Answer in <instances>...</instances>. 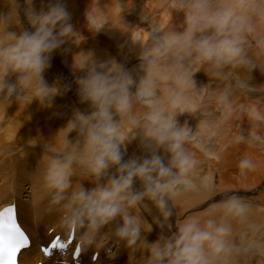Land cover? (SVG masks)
Returning a JSON list of instances; mask_svg holds the SVG:
<instances>
[{"label":"clouds","instance_id":"obj_1","mask_svg":"<svg viewBox=\"0 0 264 264\" xmlns=\"http://www.w3.org/2000/svg\"><path fill=\"white\" fill-rule=\"evenodd\" d=\"M26 4L25 16L34 31L22 29L17 34L7 29L0 34V100L23 99V87L31 81L36 97L33 100L51 107L60 89L47 86L42 74L50 66L51 54L67 38L80 35L69 22L61 0H52L46 11H36L33 0H26ZM174 4L177 11L184 13L182 32H164L158 27L155 31L163 34L154 37L150 31V44L133 41L144 49L140 65L144 75L136 83L135 93L130 91L135 83L132 74L115 59L97 63L89 53L83 54L87 61L77 63V55L74 57V69L86 72L76 84L79 100L90 106V112L74 111L58 132L66 133L60 148L45 142L52 155L47 159L43 180L53 194L52 203L62 207L63 226L81 230L82 251L101 247L102 230L119 218L113 235L125 247L142 242L148 253L147 264H233L232 256L238 249L233 243L231 221L244 223L253 211L244 198L227 195L212 206L207 218L189 217L171 230L177 196L187 191H212L208 177L197 183L199 161L185 148L199 136L200 122L193 133L187 123L178 126L177 117L194 114L199 107L185 95L188 89L197 94L213 93L226 121L234 111V87L249 94L264 88L251 89L247 86L249 79L240 78L241 71L251 73L256 68L248 58L246 45L256 31L254 20L264 24V0H174ZM6 19L0 16V23ZM105 25L102 23L96 32ZM162 60L167 63L162 65ZM201 71L210 81L221 79L228 83L219 90L205 85L197 91L193 77ZM10 75H16L15 83H9ZM168 81L175 84L176 90L162 96L160 84ZM137 102L148 109L143 123L130 117ZM240 107L252 127L247 136L238 134L236 142L264 143V135L257 130V125L264 123V111L254 103ZM126 126L133 130L125 132ZM136 130L142 134V146L152 154L145 159L123 161L121 149L126 150V144L136 139ZM72 132L77 133L75 142L68 140ZM159 149L168 156L166 164L157 154ZM206 155L218 158L210 150ZM74 166L85 169L83 181L94 187L86 189L82 182L73 183ZM253 167L248 159L240 161L242 172ZM112 168L116 169L114 174H110ZM136 181L141 184L140 190L133 187ZM146 201L156 212L152 223L136 212L141 207L151 212ZM152 224L161 234L149 244L144 234L153 230Z\"/></svg>","mask_w":264,"mask_h":264},{"label":"rangeland","instance_id":"obj_2","mask_svg":"<svg viewBox=\"0 0 264 264\" xmlns=\"http://www.w3.org/2000/svg\"><path fill=\"white\" fill-rule=\"evenodd\" d=\"M50 1L52 2V0H33L32 7L36 11H40L41 9L46 11L51 3ZM117 1L118 0H110V2L114 5ZM61 3L69 13V22L72 24L74 31L80 35L75 36L74 38H67L60 48L51 54L50 66L42 74L43 80L47 86L59 87L61 94L55 96L52 99L51 107H43L39 101L33 100L36 98L35 89L34 83L30 81L23 87V99L16 100V98L13 97L11 102L7 100H0V187L2 185H11L8 188L10 189V192L5 193L2 196V201L9 200L11 195L12 199L17 201L21 200L23 202L26 201L25 203H27V205L28 202L30 203L31 201V203H33L31 212L35 217H41L46 214L50 215L52 209H49L48 202L49 198L52 199V197H50L52 195L46 194V192L43 194L40 202L43 203L45 201V205L39 204L37 201L31 198V189H27L28 186L23 183V180H20L21 178L18 179V177H20L18 174V164H20V162L22 163V161L25 163V159L32 161L33 159L39 158V162H35L34 165L38 164L40 166L39 170L43 175L46 168L47 159L50 155H52V153L43 147L34 145H23V147L16 149V146H14L15 144L13 145L8 142V138L11 136L9 131H20L21 133L26 131H48V126L52 123V121H54V123L57 122V118L59 117L58 119H60L61 114H68V117L70 118L67 119H71L74 111L76 110L84 113L90 112V106L87 103L82 104L79 100L78 86L72 74L73 72L79 73L80 77L86 75V72L77 71L73 67L74 57L76 55L77 63H84L87 61L88 57L84 55L89 53L101 54L102 58L100 63L110 59H115L118 64L123 66L125 71H128L132 74L135 83L130 91L135 93L136 83H138L139 79L142 77V75H144L140 67V65L143 63L141 60V55L144 49L141 47L139 42L133 41L140 40L150 44V41H148V33L150 31L153 32L154 37H159L163 34L162 32L155 31V29L158 27L164 32H170L173 30L182 32L183 22L185 19L184 13L176 10L174 0H123L124 4L122 8H124L126 11L124 16L113 19V22L109 25L112 28L111 31L102 32L100 30L99 32H96L98 28H96L90 19L92 16L91 12L93 11L92 0H61ZM45 4H47V6ZM27 7L28 5L26 4V0H0V16L7 18L6 22L0 23V34H2L7 29L10 32H16L17 34L22 29L29 32L34 31L25 16V9ZM105 10L109 9H106L105 7ZM110 15H112L111 18L116 15L118 16V14H113V12H111ZM254 22L256 23V31L251 36H249L248 44L246 45V51L248 58L252 64L256 66V68H254L251 73L241 71L240 78L249 79L247 85L249 88L259 89L261 86H264V24H261L255 20ZM65 54L67 55L70 64L63 62L62 56L64 57ZM166 63V60L161 61L162 65H165ZM16 79V75H10L8 77L9 83H15ZM193 79L195 81L197 91H199L200 88L205 85H210L211 88L219 90L222 89L226 83H228L227 81L221 79H213L210 81L209 77H207L203 71L196 73ZM233 83L235 84V74H233ZM174 90H176V86L172 81L160 84V94L162 96H166ZM157 95H159V93H157ZM185 95L192 99L197 105H199L197 108L198 114L196 113L195 119L198 120L200 116L202 117H200L195 127L199 124V122L201 123L200 126L202 127V131L204 133L199 135L210 138L208 145L215 150V155L218 157H204V154H202L196 148V146L192 144L193 141L185 144L186 150L193 153L197 160H200L198 167L199 170H197L195 177L197 183H199L200 178L208 175L211 179L210 182L212 187L214 186L213 188L215 189H217L219 186H222L223 191L225 190V192L231 193L236 191L239 193L238 196L240 197H245L246 191L252 190L255 199H260L264 202V143H237L235 140V137L240 133H243L245 136H247L250 127H252L249 120L241 111L240 106L243 105L247 107L250 103H254L262 111H264V88H261L260 91H252L249 94L244 90L234 87V96L232 95L234 111L232 116L226 121H224L221 117L223 109L222 106L216 102L213 93L210 92L208 94L198 95L194 89H188L185 91ZM200 97L201 99H198ZM206 97L207 99H205ZM59 108L60 110H58ZM41 109H46V111H44V113H40ZM60 111L62 112L60 113ZM147 111L148 109L143 103H134L130 117L140 121V123H143V117ZM201 111L204 112L202 113ZM57 114L60 115L58 116ZM177 121L178 126L184 125L185 123L188 125L191 122V118L188 116V113H184L177 117ZM205 123H208L211 126L207 128L204 126ZM127 129L130 131L133 130L131 126H127ZM257 130L261 133V135H264V123H259L257 125ZM138 131L140 130H136V132ZM197 139V142H199V137H197ZM163 157H166L164 162L167 163V154ZM242 159L250 160L254 167L242 172L239 168V164ZM203 162H205L209 168ZM29 163L27 165L32 166V163ZM110 174L113 173L110 172ZM75 175L72 178L73 183L76 182L77 178L85 176L83 173H75ZM198 192L199 191H192V194H197ZM23 202L21 205L24 209L26 208V204ZM263 204L260 207V210L256 207V209L259 211L253 209L254 213H256L251 219V224H244L243 226L241 223L235 220L231 221L233 226V243L238 249V251L235 252L236 254H233L232 256L233 263H239L241 261L245 264H264V261H261V259L264 260V247H262L264 246ZM185 206L186 204L183 203L175 205V215H178L176 214V211H184L183 213H185L187 216L189 212ZM153 210L155 211V209L152 207L151 211ZM63 213L62 207L60 208L58 206L56 209V215H58L59 218H63ZM185 215L179 217L178 223L184 220L186 217ZM49 220L52 224L60 223L59 221H53L50 218ZM43 224L44 226L47 225L46 223ZM45 228L47 230V227ZM52 231V229H49L47 235L51 236ZM160 234L161 230L159 231V235ZM37 235L38 234L35 236V240L40 239L39 235L38 237ZM241 237L242 239H240ZM64 239L66 238L64 237ZM43 242L46 241H41V244L45 245ZM74 245L75 244L73 242L71 247L73 248ZM132 247L129 248L131 249ZM113 249L114 248L107 249L105 257H109L111 255L114 257L113 253L115 252V254H117V249ZM35 250L38 252L37 249ZM37 252L34 251V253ZM38 253L41 252L39 251ZM94 254L97 255V253ZM90 255V250L85 253L87 262H89ZM44 256L45 255H43V257ZM45 257L46 259L48 258L47 256ZM92 257L91 262L95 264L96 259L93 262ZM68 258H70V263L72 264L71 257L69 256ZM146 259L147 256L146 258L140 259L141 262H139V264H147ZM49 260L51 259L49 258ZM112 260L113 258L110 260V263H112Z\"/></svg>","mask_w":264,"mask_h":264},{"label":"bare ground","instance_id":"obj_3","mask_svg":"<svg viewBox=\"0 0 264 264\" xmlns=\"http://www.w3.org/2000/svg\"><path fill=\"white\" fill-rule=\"evenodd\" d=\"M92 3H93V11L91 12L92 16H91L90 19L94 23L96 28H98V29L101 27L102 23H106L105 27L103 29H101L102 32L103 31H111L112 28L109 25L113 22V19L121 17V16H124V14L126 12L124 8H123V11H121V6L123 7V4H124L123 0H118L115 5L113 3H111L110 0H92ZM67 4H68V1H67ZM45 5L47 6V4H45ZM105 7H106V9H109V10H105ZM111 9H114V10H111ZM111 12H113V14L114 13L118 14V16L116 15V16L111 18V16H112V15H110ZM68 46H69V44H68ZM92 58L96 62L100 63L102 55L99 54V53H95V54H92ZM62 59H63V62H65L67 64H70L66 54H65L64 57L62 56ZM138 71H139V69H138ZM72 74H73L75 80H77L78 78H81L79 73L73 72ZM198 99H201V97L198 98ZM205 99H207V97ZM58 110H60V108ZM44 111H46V109H41L40 113H44ZM61 112L62 111H60V113ZM201 112L203 113L204 111H201ZM196 113L198 114V109L194 112V114H189L188 113V116L191 118V122L188 124V126L192 129L193 133H195L197 128H198V125L195 127L196 123L198 122L200 117H202V116H200L198 120L195 119ZM205 113H206V111H205ZM66 115H67V117H66ZM58 118H57V120H58L57 122L54 123V121H52V123L48 126V131H26V132L21 133L20 131H12L11 130V131H9V133L11 134L10 138L7 137L8 138V142L13 144V145L15 144L14 146H16V149H19L20 147H23V145H26V146L27 145H34V146H38V147H43L44 149L47 150V145H46L45 142L53 143V144H55L57 146V148H60L62 146L63 139H64V136L66 135V133L65 132H61V133L58 134V132L67 125L68 121L70 120V119H67V118H70V117H68V114H61L60 119H58ZM114 119L118 121L119 117L118 116H114ZM125 132H130V130L127 129V126L125 127ZM199 132H200V134L204 133L202 131V127L201 126L199 128ZM5 133H7V132H5ZM198 137H199L200 141L197 142L198 139L195 140V141L193 140L192 144H194L196 146V148L202 154H204V157L205 156L208 157L206 155V151H208V150H210V151L215 153V150L212 149L208 145V143L210 142V138L202 137V135H199ZM76 139H77V133L76 132H72L71 134H69L68 140L70 142H75ZM3 143H5V142H3ZM121 152H122V156H123V161H128L131 158L145 159V158H149L151 156V154H152L151 151L146 150L142 146V134H141L140 131L136 132V139L133 140L131 143L126 144V150L124 148H122ZM157 154L162 156V157L166 155V153L164 152L163 149H159L157 151ZM38 159L36 158V159H33L32 161L29 160V159H25V163H23V161H22V163L20 162V164H18L19 165V168H18L19 173L18 174L20 176V177H18V179L21 178L20 180H23V183H25L28 186L27 189H31V193H32L31 198H33L35 201H37V203L45 205V201L43 203L40 202V200L43 197V194L45 192H46V194H51L52 196H53V194L45 187L44 180H43V175H42V173H40V170H39L40 166L38 164L34 165L35 162H39ZM165 160H166V157H163V161H165ZM198 161L200 163V160H198ZM29 162L32 163V166L27 165ZM31 163H29V164H31ZM203 163H205V162H203ZM205 165L207 166L206 163H205ZM74 167H75V173H83L86 176L85 169H83L81 167H78V166H74ZM198 167H199V165H198ZM198 167L196 169V173H197V170H199ZM29 170H30V172H29ZM115 171H116L115 168L110 169V172L113 173V174L115 173ZM84 177L77 178L75 183L82 182L83 186L86 189L94 187V185L91 184L89 181H83ZM205 177H208L209 180H211L208 175L205 176ZM10 186L11 185L8 184V186L2 185L0 187V209H3L4 207L9 206V205L15 204L16 207H17V211H18V222L21 224L23 229L26 231V234L29 235L30 240H31L30 250H26V254L22 253L23 259L21 261V264H71L70 263V258H68L69 256L71 257V252H70V250L72 248L71 245L73 244V242H74L75 245H76V243H79L80 236H81V230H75V237H74L73 241L71 242V244L69 245V248H68L67 252L64 255H62L59 252H54V254L51 257H48L46 259V257L44 256L45 257L44 258L43 257L44 254L38 253L39 249H40V246H47L49 244V242L53 239V237H55L56 235H60L61 236V240L64 241V242H67V239H68V235H69L70 230L63 226V218L62 217L59 218L58 215H56L57 207L59 206L61 208V206L60 205H58V206L54 205L52 203V199L49 198V202H48L49 203V209H52V212L51 213L49 212L50 215L46 214V215L41 216V217H35L33 215V213L31 212L33 203H31L30 199H29L30 203L28 202L29 206L27 205V203H25L26 201L23 202L21 200L17 201V200L12 199V195H11L9 200L2 201V199H3L2 196L5 193L10 192V189H8ZM133 187H134L135 190H140L141 189L140 182L139 181L134 182ZM213 187H212V191H210V192L203 190V191H199L197 194H192V191H187V192L181 193L179 196H177L175 198V200L173 201L174 205H178L179 203L186 204L185 207H186V209H188L189 214L186 216L185 213H183L184 211H180V212L176 211L177 212L176 214H178V215L173 216L172 229H171L172 231L176 230V225L178 224L180 216L185 215L186 217L185 218L183 217L184 219H187L189 217H204V218H207L206 213H208L211 210V208H212V206L214 204H216L217 202L225 199L227 197V195H237L238 196V194H239L236 191H234L233 193L225 192V190L223 191L222 186L217 187V189H215ZM254 192H255V189H254ZM253 195H254L253 191L252 190H248V191H246V196L242 197V198H244L246 202L250 203L253 206V209H256V207H257V209L260 210V207L262 206V204L264 202L262 200H260V199H255V197ZM52 196H50V197H52ZM22 202L26 204V208H24V209H23V206L21 205ZM145 203L148 204V208L149 209L152 208V205L150 203H148L147 201ZM259 210H257V211H259ZM136 212L138 214H142L144 219L147 222H149V223H152L151 220L153 219V216L156 215V212L154 210L149 213L148 211H145L143 207L137 209ZM255 213H254V211H252L250 213L249 217H248V220L246 222H244V223H241V224L243 226H244V224L245 225L251 224V219H252L253 215H255ZM63 216H64V213H63ZM49 218L51 220H53V221H59L60 223L58 222L59 224H57V223L56 224H52V223H50ZM61 218H62V220H61ZM119 222H120L119 218H117L116 221H114L113 223L107 225L102 230V236L104 237V241H103V245L101 247L97 248L96 246H93V247H91V248H89L87 250V251H89V250L91 251V255L89 256V262L86 261V256H85V253L87 251H81L80 259L78 257L77 261L80 262V264H94V263L91 262V257H92V255L94 253H97V258H96L95 264H130V263L131 264H139V262H141L140 259L146 258V256L148 257V253H147V251H146V249H145V247H144L142 242L138 243L137 245H134L130 249L129 247H125V245L123 243L117 241V239L115 238L113 233H114L115 228L119 225ZM43 223H46L47 225L44 226ZM45 227H47V230H46ZM49 229L53 230L51 236L47 235V232H48ZM152 229L153 230L150 233H145L144 234L146 236L147 242L149 244L152 243V242H155L158 239V237H159V231H160L159 228L155 224H152ZM36 234L39 235V238H40L39 240H35ZM38 235H37V237H38ZM236 236H237V234H236ZM247 236H248V234H247ZM64 237L66 239H64ZM238 237H240V236H238ZM98 239H99V237H98ZM240 239H242V237ZM43 240L46 241V242H43V243H45V245L41 244V241H43ZM251 240H253V239H251ZM242 243H244V242H242ZM35 247H37V248H35ZM109 248L117 249V254H115V252L113 253L114 257H112V255L109 256V257H105V253H106L107 249H109ZM35 249H37L38 252ZM34 251L37 252V253H34ZM235 254L236 253H234V255ZM243 255H244V253H243ZM49 258L51 260H49ZM112 258H113L114 262L112 260L111 261L112 263H110V260ZM236 258H238V257H236ZM261 261L263 262L264 260L261 259ZM71 262L73 264L72 258H71ZM235 262H237V261H235ZM233 264H245V263H242L240 261L239 263L237 262V263H233Z\"/></svg>","mask_w":264,"mask_h":264},{"label":"snow or ice","instance_id":"obj_4","mask_svg":"<svg viewBox=\"0 0 264 264\" xmlns=\"http://www.w3.org/2000/svg\"><path fill=\"white\" fill-rule=\"evenodd\" d=\"M30 244L29 235L18 222L16 205L12 204L0 209V264H21L22 253L26 254V250H30ZM70 244L71 239L64 242L60 237H56L41 251L45 256L51 257L54 252H67ZM81 251L77 245L71 254L72 260L78 258Z\"/></svg>","mask_w":264,"mask_h":264}]
</instances>
